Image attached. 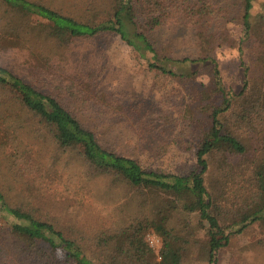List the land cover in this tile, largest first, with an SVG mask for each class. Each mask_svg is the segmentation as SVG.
Returning a JSON list of instances; mask_svg holds the SVG:
<instances>
[{
    "label": "trees",
    "instance_id": "16d2710c",
    "mask_svg": "<svg viewBox=\"0 0 264 264\" xmlns=\"http://www.w3.org/2000/svg\"><path fill=\"white\" fill-rule=\"evenodd\" d=\"M143 2L144 6H140L134 0H117L110 18L95 24L39 2L0 0V91L8 92V100L15 104L14 111L8 107L0 110V144L5 146L9 141L10 128H17L16 131L28 128L21 121L20 114L24 113L30 119V126L35 128L33 138L41 140L39 146L44 143L52 158L53 148L57 156L63 157L64 167L74 166L77 181L90 182L101 176L107 177L110 184L123 182L136 188L158 190L175 197L172 203L178 202L187 212L196 213L210 227L207 257L209 264H216L218 252L228 244L230 233L221 226L216 216V196L205 185L209 158L218 153L219 163L230 166V156L245 153L238 135L229 127L236 124L240 128L247 120L253 126L252 116L264 113V93L258 95L255 91L247 101L252 103L240 104L247 79L243 88L234 93L223 86L218 63L208 55L172 57L157 51L151 32L162 26L171 8L182 11L185 8L190 18L208 23L210 14H205V10L214 13L216 0ZM254 2L236 0L234 5L238 10L236 20L241 26L242 42L252 30L250 18ZM139 17L145 20V29L141 28ZM111 33L131 49L148 72L167 79L190 81L198 75V71H191L192 65L212 62L214 87L208 97L213 93L215 100L197 105L196 109L188 104L177 119L178 138L173 141L191 142L190 149L196 160L195 167L187 174L145 170L134 155L111 148V130H115L119 141L127 144L128 136L121 134L127 123L122 116L125 110L107 101L110 68L93 61L85 50H81V57L74 55L77 46L92 45L91 42ZM209 40L210 36L203 38L200 34L196 46L200 48ZM100 53L98 48L96 55ZM192 103L196 100L192 99ZM238 103L245 111L243 115L237 111ZM109 110L117 117L105 116ZM197 110H202V119L195 117ZM128 124L136 126L134 120ZM189 133L190 139L185 140L184 136L188 137ZM140 142L139 137H134L135 145ZM29 153L32 154L31 150ZM39 153L37 150L35 162L45 167L48 163L40 160ZM255 179L259 200H248L238 233L262 218L257 214L264 211V174L255 173ZM78 188L82 187L78 185ZM5 195L0 187V220L5 226L0 227V258L4 264L12 263V256H16L19 264H182L181 253L170 246L171 233L145 219H131L121 227L103 229L92 236L72 229L66 233L49 220L36 216L30 203L21 201L13 205L6 201ZM155 228L162 234L158 262L152 260L153 248L147 240Z\"/></svg>",
    "mask_w": 264,
    "mask_h": 264
},
{
    "label": "rangeland",
    "instance_id": "374dc122",
    "mask_svg": "<svg viewBox=\"0 0 264 264\" xmlns=\"http://www.w3.org/2000/svg\"><path fill=\"white\" fill-rule=\"evenodd\" d=\"M30 1L98 24L110 18L117 0ZM134 2L144 6L143 0ZM235 3L236 0H216L214 13L205 10V14H210L208 23L190 18L185 8L183 11L171 8L162 26L151 34L160 54L172 57L208 55L215 59L223 86L234 93L243 88L247 79L240 104H250L252 102L247 101L252 99L255 91L258 95L264 93V0H255L250 18L252 30L243 42L240 41L241 26L236 20L238 10L234 7ZM139 21L141 28L145 29L143 17H139ZM200 34L203 38L210 36V40L198 48L196 42ZM91 43L77 46L74 55L81 57V50H85L84 53L91 54L93 61L110 68L107 101L114 102L113 107L125 110L122 116L127 123H124L121 134L128 136V144L119 141L115 130H111V148L134 155L145 170L187 174L195 167L196 160L190 149L191 142L173 141L178 138L177 119L188 104L196 109L197 105H207L215 100L213 93L208 97V92L214 87L212 62L208 60L203 66L192 65L191 71H198V75L190 81L171 80L148 72L114 33ZM98 48L102 53L96 55ZM94 50L96 53L93 55ZM9 95L0 91V102H3L0 110L4 107L15 110L14 102L8 100ZM192 99L196 103H192ZM237 106V111L243 115L245 111L239 103ZM197 112L195 117L202 119V110ZM20 116L28 128L17 131V128H10L9 141L5 146L0 144V187L6 193L7 202L13 205L21 201L30 203L36 216L49 220L57 229L66 233L72 229L86 236L98 234L103 229L121 227L131 219H145L171 233L173 239L169 242L170 246L181 253L182 264H209L207 247L210 227L196 213L187 212L178 202L172 203L175 197L158 190L136 188L123 182L110 184L107 177L101 176L90 182L77 181L74 166L64 167L63 157L57 156L53 148L52 158L44 143L39 146L41 140L33 138L35 128L30 126V119L24 113ZM105 116L117 117V114L109 110ZM252 117L253 126L247 120L240 128L236 124L229 127L238 135L245 153L230 156V166H223L219 163V154H214L209 158L205 174V185L216 196V216L225 231L230 233L228 244L218 252L216 264H264V211L257 214L262 218H257L238 233L248 200H259L255 173L264 174V113ZM260 119L262 122L259 123ZM130 120H134L135 127L128 124ZM136 136L142 140L138 145L133 143ZM184 137L189 140L190 133ZM37 150L40 160L48 163L45 167L35 162ZM78 185L81 190L76 189ZM0 227H5L2 220ZM147 238L153 243L152 260L158 262L162 234L155 228ZM12 259L13 262L7 264H19L16 256ZM0 264H4L3 258H0Z\"/></svg>",
    "mask_w": 264,
    "mask_h": 264
},
{
    "label": "built area",
    "instance_id": "2783aa9c",
    "mask_svg": "<svg viewBox=\"0 0 264 264\" xmlns=\"http://www.w3.org/2000/svg\"><path fill=\"white\" fill-rule=\"evenodd\" d=\"M147 240H148V238H147ZM148 242H149L150 246L153 248V243H151L150 240H148Z\"/></svg>",
    "mask_w": 264,
    "mask_h": 264
}]
</instances>
